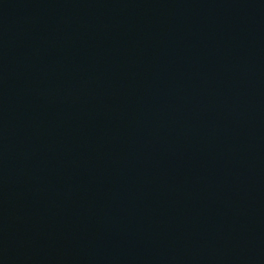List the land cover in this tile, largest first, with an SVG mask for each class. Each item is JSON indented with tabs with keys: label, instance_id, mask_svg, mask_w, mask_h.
<instances>
[{
	"label": "water",
	"instance_id": "obj_1",
	"mask_svg": "<svg viewBox=\"0 0 264 264\" xmlns=\"http://www.w3.org/2000/svg\"><path fill=\"white\" fill-rule=\"evenodd\" d=\"M0 264H264V0H0Z\"/></svg>",
	"mask_w": 264,
	"mask_h": 264
}]
</instances>
